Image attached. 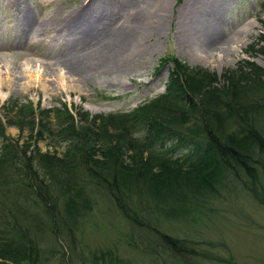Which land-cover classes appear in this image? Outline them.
Instances as JSON below:
<instances>
[{
  "label": "trees",
  "instance_id": "trees-1",
  "mask_svg": "<svg viewBox=\"0 0 264 264\" xmlns=\"http://www.w3.org/2000/svg\"><path fill=\"white\" fill-rule=\"evenodd\" d=\"M167 63L172 70L165 92L125 114L89 118L55 110L59 117L51 125V110L30 103L7 110L6 126L27 130L34 146L10 141L0 120V264H48L38 241L64 229L71 234L92 213L96 192L107 196L130 229L147 235L150 253L192 256L191 245L153 222L192 217L235 182L248 192L259 185L264 70L244 62L218 86L214 74L173 57L158 68ZM44 137L64 148L60 157L35 148ZM178 150L183 154L176 156ZM133 197L140 209L131 205ZM92 256L119 263L110 250Z\"/></svg>",
  "mask_w": 264,
  "mask_h": 264
},
{
  "label": "rangeland",
  "instance_id": "rangeland-1",
  "mask_svg": "<svg viewBox=\"0 0 264 264\" xmlns=\"http://www.w3.org/2000/svg\"><path fill=\"white\" fill-rule=\"evenodd\" d=\"M79 1L23 0L22 7L36 25L53 14L61 20ZM10 2L0 0V120L5 136L19 147L28 145L32 149L34 142L28 140L27 130L6 126L4 119L10 118L9 108L30 103L38 111L51 110V125L59 117L55 110L75 115L85 112L89 118L125 114L164 93L172 70L170 63L158 68L164 58L173 57L190 67L207 70L214 74L218 86L222 83L218 79L224 74L246 63L264 70V0H217L223 26L216 36L218 40H231L229 51L197 59L191 58L186 37L189 28L184 13H180L183 0H133V15L146 19L145 31H137L139 40L133 47L140 53L135 65L125 73L98 74L81 80L52 65L73 49L77 35L46 23L34 39L26 42V36L15 25L17 7ZM114 3L115 0L100 2L107 12L126 16ZM118 36L117 45L122 47L125 34ZM194 51L195 55H202L200 48L195 47ZM3 143L0 138V147ZM35 148L58 157L64 151L45 137ZM176 153L183 154L181 150ZM259 164L260 183L251 188L253 194L238 181L214 202L195 208L192 217L175 219L169 215L172 219L164 216V220H158L161 225L153 222L163 233L191 245L195 255L174 259L162 250L150 253L144 246L147 235L130 229L102 192L94 194L92 213L72 227L71 234L66 229L59 237L44 234L38 243L42 242L48 251V264H109L106 259L95 260L92 256L106 250L113 251L118 264H264V160ZM133 198L131 205L140 209L138 198Z\"/></svg>",
  "mask_w": 264,
  "mask_h": 264
},
{
  "label": "bare ground",
  "instance_id": "bare-ground-1",
  "mask_svg": "<svg viewBox=\"0 0 264 264\" xmlns=\"http://www.w3.org/2000/svg\"><path fill=\"white\" fill-rule=\"evenodd\" d=\"M9 1L14 2L17 7L14 14L17 17L15 25L26 36V42L29 38L34 39L46 23L62 27L66 34L77 35L72 52L58 57L52 64L57 69H64L77 80L84 77L90 79L98 74L125 73L135 65L140 56L133 47L139 40L137 31H145L146 19L140 18L138 14L133 15V0H115L114 6L124 10L126 16H119V12H107L100 4L101 0H80L78 5L67 10L66 16L61 20L56 19L53 14L36 25L31 20L30 13L28 15L23 10V0ZM98 3L100 5L96 7L95 4ZM218 3L217 0H183L180 13H184L186 27L189 28V35L186 37L190 42L191 58H209L208 54H227L229 51L231 40H218L216 36L223 26ZM119 33L125 34V44L122 47L117 45ZM195 47L201 49L202 55H195Z\"/></svg>",
  "mask_w": 264,
  "mask_h": 264
}]
</instances>
